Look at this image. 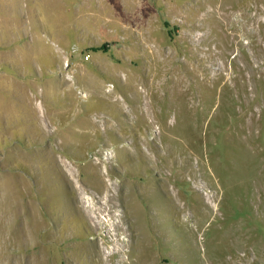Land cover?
I'll return each mask as SVG.
<instances>
[{
  "label": "rangeland",
  "instance_id": "1",
  "mask_svg": "<svg viewBox=\"0 0 264 264\" xmlns=\"http://www.w3.org/2000/svg\"><path fill=\"white\" fill-rule=\"evenodd\" d=\"M0 264H264V0H0Z\"/></svg>",
  "mask_w": 264,
  "mask_h": 264
}]
</instances>
